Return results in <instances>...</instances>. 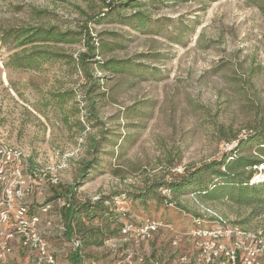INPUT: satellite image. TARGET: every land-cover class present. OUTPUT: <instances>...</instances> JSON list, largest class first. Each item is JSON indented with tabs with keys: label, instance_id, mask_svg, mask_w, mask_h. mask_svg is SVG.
Segmentation results:
<instances>
[{
	"label": "rangeland",
	"instance_id": "rangeland-1",
	"mask_svg": "<svg viewBox=\"0 0 264 264\" xmlns=\"http://www.w3.org/2000/svg\"><path fill=\"white\" fill-rule=\"evenodd\" d=\"M102 4V0H0V134L22 152L27 169L35 172L37 190L30 198L31 213L51 205L41 215L45 219L40 228L60 264H70L73 245L63 235V198L53 199L52 188L76 187L75 201L83 203L170 180V175L230 152L236 143L225 138H246L264 115V3L258 7L246 0H142L144 7L139 11L150 18L148 29L135 31L114 16L87 23L96 46L100 42L116 46L104 54L97 50L96 57L87 60L98 85L91 94L90 82L74 65L56 62L18 69L8 64L9 56L19 49L10 39L2 41L6 31L27 26L76 30L74 26L85 22L84 14L106 12ZM117 9L124 16L138 11ZM51 49L73 58L85 52L82 44ZM110 58L130 59L143 69L130 79L104 74L93 62ZM67 91L74 98L62 109L46 102L53 94ZM87 97L98 100L96 120L89 116ZM132 107L139 112L136 117L127 115ZM78 121L84 131L76 126ZM102 133L109 136L100 147L102 168L79 178L83 163L92 158L87 148L93 140L100 141ZM123 137L127 141L118 147ZM249 148L245 147V154L256 155ZM158 193L169 196L164 189ZM179 203L182 210L169 207L170 216L191 222L190 217L211 212L264 236L260 207L202 201L189 194ZM114 204L127 216H136L123 223L138 225L147 217L137 215L138 208L128 201L118 199ZM160 214V210L153 212L150 219ZM160 234L169 236L164 229L157 237ZM150 240L123 241L121 235L107 239L84 251L83 264H144L139 259L145 261V253L137 255L130 246Z\"/></svg>",
	"mask_w": 264,
	"mask_h": 264
},
{
	"label": "trees",
	"instance_id": "trees-1",
	"mask_svg": "<svg viewBox=\"0 0 264 264\" xmlns=\"http://www.w3.org/2000/svg\"><path fill=\"white\" fill-rule=\"evenodd\" d=\"M247 2L260 7L264 0H246ZM102 8L106 12L97 16H86L82 24L74 26L76 30L69 28L60 30L58 26H27L6 31L2 41L11 40L14 47L19 51L9 56L8 64L14 68L41 67L45 64L64 62L68 66L74 65V69L81 68L87 81L90 82V94L95 92L98 85L90 74L87 60L96 57V51L100 54L113 51V45L100 42L94 44L87 23L98 24L103 19L111 16L117 17L120 21H125L131 29L141 31L149 28L150 18L139 11L142 0H102ZM133 9L134 14L124 16L118 13V9ZM43 15V11L35 12ZM82 44L85 52L79 53L76 58L67 55L60 50L51 49L61 45ZM30 47V48H28ZM102 73L113 76H125L131 79L141 73L143 67L137 66L130 59H105L93 61ZM76 67V68H75ZM71 91L55 93L49 100L50 104H55L62 109V105L72 100ZM89 102V116L91 120H96L95 102L92 97L85 98ZM128 117H136L139 112L133 107L129 109ZM73 111H78L73 108ZM264 113V109H263ZM76 126L80 131L85 128L81 122ZM251 133L246 138H238L233 135L225 138L226 142H235L236 146L221 158H217L199 167H188L183 174L170 175V180L144 184L141 189L133 191L115 192L110 196H102L96 201L86 200L83 203H76V187L60 186L59 190L52 188L53 199L63 198L67 201L68 207H62L60 217L64 227V238L72 241L76 238L78 246H73L69 254L70 264H83L86 258L84 251L91 247H98L107 239L118 238L125 223L126 212L117 213L115 203L120 199L122 202H130L133 208H138L137 215L144 214L150 219L151 214L162 211L161 218L168 215L169 207H177L182 210L179 200L182 196L192 195L202 201H231L239 206H256L264 209V178L260 182H255L257 176L264 175V115L256 126L251 129ZM222 134V129L219 130ZM109 137V136H108ZM102 133L99 140H93V144L87 148V154L92 158L83 163L80 169V177H85L88 173H95L100 167V147L102 143L109 140ZM126 137L121 138L118 147L122 142H126ZM250 146L256 155L245 154V147ZM113 155V154H111ZM261 167V169H258ZM259 170V171H258ZM77 183L74 184L76 186ZM167 190L169 196L161 195L158 190ZM153 220V218L151 219ZM94 221L98 223L93 224Z\"/></svg>",
	"mask_w": 264,
	"mask_h": 264
},
{
	"label": "built area",
	"instance_id": "built-area-1",
	"mask_svg": "<svg viewBox=\"0 0 264 264\" xmlns=\"http://www.w3.org/2000/svg\"><path fill=\"white\" fill-rule=\"evenodd\" d=\"M34 180L35 172L27 169L22 152L9 146L0 134V264H9L8 258L17 240L34 253L30 264H60L40 228L41 215L47 213L51 205L46 204L31 213L29 200L37 190ZM52 183L57 184V180ZM60 203L61 208L68 207L65 199ZM118 211L124 212L122 209ZM207 213L190 217L191 227L183 236L190 237L194 247L192 252L178 258L181 264H264V236L261 232L245 230L221 216ZM161 229L172 234V247L182 242V236L174 232L171 224L151 219L138 225L125 223L120 233L123 241H148ZM71 242L75 247L79 245L76 239ZM111 243L115 248L116 243ZM139 262L145 261L140 258ZM127 264L131 262L127 261ZM151 264L160 262L153 260Z\"/></svg>",
	"mask_w": 264,
	"mask_h": 264
},
{
	"label": "crops",
	"instance_id": "crops-1",
	"mask_svg": "<svg viewBox=\"0 0 264 264\" xmlns=\"http://www.w3.org/2000/svg\"><path fill=\"white\" fill-rule=\"evenodd\" d=\"M30 202V200H29ZM161 215L158 218L153 219L156 221L162 220L164 223L171 224L174 232L182 236V242L179 243L177 247H172L171 243V236L172 234L169 233V236L165 238V234H160L157 237L158 232H156L149 242L141 243V244H134L131 245L130 248L135 252V254H139L141 252L145 253L146 260L144 264H151L153 260H158L161 264H181L178 261V258L184 254H188L193 250V241L190 237H184L183 235L188 231L191 227V222L188 218L181 219L180 216H170V214L166 215V217L161 218ZM136 217L134 214L129 215V218ZM42 218V222H43ZM41 222V223H42ZM41 227V224H40ZM168 235V234H167ZM122 238V236H121ZM170 238V239H168ZM111 242L116 243V240L113 239ZM119 245V244H118ZM142 245V248H140ZM120 246V245H119ZM126 246V245H125ZM50 251L55 255L57 258L56 251L53 250L49 246ZM34 258V253H30L26 248H24L18 240L14 242V249L10 257L8 258L9 264L17 263V264H30L32 263Z\"/></svg>",
	"mask_w": 264,
	"mask_h": 264
},
{
	"label": "bare ground",
	"instance_id": "bare-ground-1",
	"mask_svg": "<svg viewBox=\"0 0 264 264\" xmlns=\"http://www.w3.org/2000/svg\"><path fill=\"white\" fill-rule=\"evenodd\" d=\"M260 179H261V176H260V177L258 176V177L255 179V182H260V181L262 180V179H261V180H260Z\"/></svg>",
	"mask_w": 264,
	"mask_h": 264
}]
</instances>
